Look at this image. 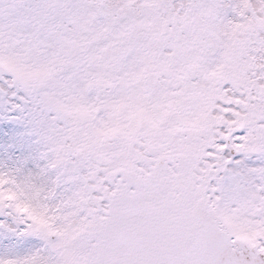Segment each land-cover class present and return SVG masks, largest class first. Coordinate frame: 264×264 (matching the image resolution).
I'll use <instances>...</instances> for the list:
<instances>
[{
  "label": "snow or ice",
  "instance_id": "6c2138e0",
  "mask_svg": "<svg viewBox=\"0 0 264 264\" xmlns=\"http://www.w3.org/2000/svg\"><path fill=\"white\" fill-rule=\"evenodd\" d=\"M0 264H264V0H0Z\"/></svg>",
  "mask_w": 264,
  "mask_h": 264
}]
</instances>
